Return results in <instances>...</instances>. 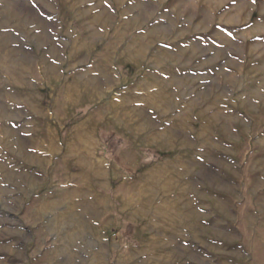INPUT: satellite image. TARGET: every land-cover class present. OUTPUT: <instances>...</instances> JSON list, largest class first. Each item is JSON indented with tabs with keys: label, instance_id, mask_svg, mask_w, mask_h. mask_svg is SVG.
<instances>
[{
	"label": "rangeland",
	"instance_id": "obj_1",
	"mask_svg": "<svg viewBox=\"0 0 264 264\" xmlns=\"http://www.w3.org/2000/svg\"><path fill=\"white\" fill-rule=\"evenodd\" d=\"M0 264H264V0H0Z\"/></svg>",
	"mask_w": 264,
	"mask_h": 264
}]
</instances>
